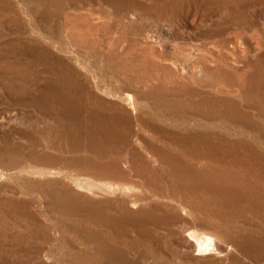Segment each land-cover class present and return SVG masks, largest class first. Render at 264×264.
<instances>
[{"label":"rangeland","instance_id":"1","mask_svg":"<svg viewBox=\"0 0 264 264\" xmlns=\"http://www.w3.org/2000/svg\"><path fill=\"white\" fill-rule=\"evenodd\" d=\"M75 1L0 0V264H264V0Z\"/></svg>","mask_w":264,"mask_h":264},{"label":"bare ground","instance_id":"2","mask_svg":"<svg viewBox=\"0 0 264 264\" xmlns=\"http://www.w3.org/2000/svg\"><path fill=\"white\" fill-rule=\"evenodd\" d=\"M40 1H44V0H40ZM70 1H72V0H70ZM76 1H78V0H76ZM75 1V2H76ZM82 1V0H81ZM101 1H103L104 2V0H101ZM107 3H108V1H110L111 2V0H105ZM62 2V1H61ZM114 2V1H113ZM117 2V1H116ZM121 2H122V0H120V4H121ZM125 2V1H124ZM126 2H128V1H126ZM125 2V3H126ZM40 3V2H39ZM54 3V2H53ZM77 3V2H76ZM85 3V2H84ZM97 3V2H96ZM112 3V2H111ZM118 3V4H119ZM44 4V3H43ZM61 4V3H60ZM88 5H89V3H87ZM86 4V5H87ZM99 4V3H98ZM105 4V3H104ZM116 4V3H115ZM124 4V3H123ZM21 5V4H20ZM24 5V4H23ZM35 5H37V4H35ZM40 5V4H39ZM107 5V4H106ZM105 5V6H106ZM117 5V4H116ZM103 6V5H102ZM114 6V5H113ZM33 7V6H32ZM51 7V6H50ZM66 7V6H65ZM99 7V6H98ZM109 7V6H108ZM110 7H112L111 5H110ZM28 9V8H27ZM66 9V8H65ZM29 10V9H28ZM103 10H105L106 11V8H103L101 11H103ZM111 10V9H110ZM61 11H62V9H61ZM97 11H99L100 12V10L98 9ZM102 13V12H101ZM104 13V12H103ZM61 14V13H60ZM60 16V15H59ZM49 20V19H48ZM29 21V20H28ZM68 24V23H67ZM224 32V31H223ZM219 33V32H218ZM221 33V32H220ZM218 37V36H217ZM200 40V39H199ZM37 55V54H36ZM17 57V56H16ZM63 63V62H62ZM67 67V66H66ZM259 68V67H258ZM23 71V70H22ZM264 71V70H263ZM65 76V75H64ZM257 76V75H256ZM64 78V77H63ZM263 81V80H262ZM248 86V85H247ZM62 88V87H61ZM51 89V88H50ZM263 90V89H262ZM74 102H75V100H74ZM77 110V109H76ZM264 118V117H263ZM96 125V124H95ZM94 125V126H95ZM110 129V128H109ZM116 129V128H115ZM118 130V129H117ZM170 131V130H169ZM107 136V135H106ZM164 136V135H163ZM206 136V135H205ZM243 156V155H242ZM249 156H251V155H249ZM254 159V158H253ZM245 166V165H244ZM12 174V173H11ZM46 177V176H45ZM102 215V214H101ZM195 233V232H194ZM193 237H189V239L190 240H192L193 241V244L195 245V248H196V251L198 252L197 254H204V253H208V251L210 250L211 252H213L212 250L213 249H219L220 251L221 250H223L224 248H223V245L222 244H220L212 235H209V234H207V233H195V234H193L192 235ZM225 246V245H224ZM229 249V248H228ZM218 250V251H219ZM209 251V252H210ZM227 252V251H226ZM217 253V252H216ZM220 254V253H219ZM218 255V254H217ZM203 256V255H202ZM222 258V257H221Z\"/></svg>","mask_w":264,"mask_h":264}]
</instances>
